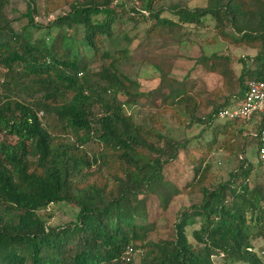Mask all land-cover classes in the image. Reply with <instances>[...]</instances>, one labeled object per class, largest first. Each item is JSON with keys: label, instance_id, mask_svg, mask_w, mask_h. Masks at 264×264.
Wrapping results in <instances>:
<instances>
[{"label": "trees", "instance_id": "trees-1", "mask_svg": "<svg viewBox=\"0 0 264 264\" xmlns=\"http://www.w3.org/2000/svg\"><path fill=\"white\" fill-rule=\"evenodd\" d=\"M157 1L133 0L126 9L118 0H45L48 15L70 7L52 17L48 27L81 25L83 33L80 41L60 34L50 41L34 37L44 27L35 21L34 0H25L18 31L4 20L9 0H0V264H133L125 259L129 247L132 252L144 249L138 264H215L214 256L222 264H264L252 246L254 237L264 241V187L248 184L252 165L241 155L229 177L216 183L209 181V163L196 166L183 191H199L200 202L179 212L171 238H149L154 222L146 221L144 198L154 193L166 208L169 198L181 193L175 188L160 196L157 186L163 166L187 150L190 138L174 139L160 131L155 114L141 123L126 112L145 92L140 81L119 68L127 58V47L118 48L120 42L128 44L132 38L113 28L118 14L144 24L148 37L160 35L159 25L210 23V42L256 51L253 66L239 59L235 86H228L225 72L205 99L174 91L178 107L168 108L202 125L201 142L194 147L208 153L218 134L231 130L227 126L248 123L225 119L223 125L215 124L217 112L243 95L247 80L264 82V0H206L193 8L178 3L156 8ZM164 11L174 18L162 15ZM91 59L101 60L98 69L89 65ZM220 59L230 58L214 52L201 60L210 62L205 70L219 74L225 67L215 62ZM15 75L20 86L11 82ZM21 88L32 98H15ZM203 109L206 113L198 116ZM262 126L259 121L247 129L257 144ZM57 202L78 211L74 220L50 226L39 211ZM194 222L198 228L187 232Z\"/></svg>", "mask_w": 264, "mask_h": 264}, {"label": "rangeland", "instance_id": "rangeland-1", "mask_svg": "<svg viewBox=\"0 0 264 264\" xmlns=\"http://www.w3.org/2000/svg\"><path fill=\"white\" fill-rule=\"evenodd\" d=\"M123 2L126 9L133 6V0H118ZM36 6L35 21L43 25L42 29L34 33V37L47 36L50 41L56 35H70L80 41L82 38L81 25H72L66 27H48L47 25L54 19L56 15L62 12H67L69 6H65L61 10H56L53 14H46L45 0H34ZM181 4L189 8L202 6L206 0H158L154 7H169L172 4ZM27 10L25 0H9V4L3 9L4 20L10 21L15 30L19 29V19ZM118 14V12H117ZM164 16L173 17L167 11H164ZM174 18V17H173ZM210 24V23H209ZM209 24L201 26L183 25L182 27H166L158 26V36L148 37L145 35L144 24H135L124 15H119L113 26L114 29H120L132 41L128 44L120 42L118 48L127 47V58L123 59L119 68L129 77L140 81L141 90L145 92L143 98L135 105L126 106L125 110L130 113L135 121L141 123H148L149 116L155 114L157 123L161 125L159 130L169 135L174 139H182L189 137L190 142L188 148L181 149L177 157L169 161L163 166V179L159 182L157 190L161 192L160 196L165 192H173L175 188L182 190L181 193L172 195L166 208H162L160 204L161 197L154 193H149L145 196V206L147 212V222H154V229L150 232L149 238L152 240L168 239L174 234V226L177 215L185 207L193 203H199L201 200V193L199 191L184 190L186 183L190 182L194 176V168L200 165L203 168L205 163H209V181L216 183L218 181L226 180L229 173L237 168L239 162L238 156H243L252 168L248 175V184L250 186L256 183H261L264 187V166L258 162L257 155V141L256 138L248 134L247 129L251 131V127L256 123V119L248 120L246 125L241 126V122L236 125L227 126L231 130H225L218 134L217 142L213 148L207 152L199 150L194 147L198 142V134L201 131V124L189 123L188 117L180 110V115L174 109L171 111V106L178 107L174 96L175 90L177 92L184 90L190 94L197 93L202 95L203 99L208 95L207 91L213 87L220 85L222 73L225 72L230 75L227 78L228 86H235L237 84V76L240 73L242 62L239 59L246 61L248 66H253L251 58L256 54V51L242 46L228 45L221 41L210 42L212 35V27ZM49 30V31H48ZM49 33V34H48ZM185 39V44L180 45L179 42ZM105 44H108L107 39L103 37ZM84 48V47H82ZM81 48L80 53H85ZM85 50V49H84ZM217 52L229 55V60H216L215 62L221 64L223 70L219 74L211 73L205 68L210 62L202 61V58H207L212 53ZM119 55L113 54L112 57ZM101 60L91 59L89 65L93 69H98ZM80 75V74H79ZM221 75V76H220ZM4 80L3 72L0 71V82ZM20 78L15 75L11 82H19ZM151 90V93L148 91ZM3 91V88H0ZM169 97L165 100V96ZM1 96V93H0ZM13 96L21 100H29L32 96L29 90L23 88L16 91ZM163 104L167 106H161ZM206 113L205 109L198 112V116ZM39 116L45 121L44 113L39 112ZM225 119H216V123L223 125ZM244 132H240L239 129ZM207 132H210L209 130ZM245 134V135H244ZM204 136L209 138L208 133ZM2 135H0V139ZM210 137L209 139H211ZM204 140V139H202ZM221 148H217V147ZM230 147V148H229ZM203 151V152H202ZM202 159L201 161L195 159ZM78 208L65 203L57 202L49 204L47 207L39 211V214L47 220L50 226L64 224L75 219ZM198 222L191 223L186 226L187 232L194 228H198ZM252 246L254 251L262 259H264V241L260 237L252 239ZM144 255V249H139L131 252V260L133 264H138L141 257ZM215 264H222L220 256L213 257ZM241 264V263H229Z\"/></svg>", "mask_w": 264, "mask_h": 264}, {"label": "built area", "instance_id": "built-area-1", "mask_svg": "<svg viewBox=\"0 0 264 264\" xmlns=\"http://www.w3.org/2000/svg\"><path fill=\"white\" fill-rule=\"evenodd\" d=\"M217 115L219 119L262 121L263 126L256 136L258 139V160L264 166V82L247 80L243 95L236 98L231 105L220 109ZM131 252L132 249L129 247L126 251V261H130Z\"/></svg>", "mask_w": 264, "mask_h": 264}]
</instances>
